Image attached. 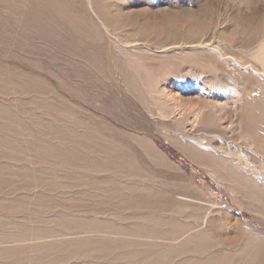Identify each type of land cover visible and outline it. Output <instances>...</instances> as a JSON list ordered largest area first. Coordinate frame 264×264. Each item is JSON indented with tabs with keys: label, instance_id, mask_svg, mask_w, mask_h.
<instances>
[{
	"label": "rangeland",
	"instance_id": "obj_1",
	"mask_svg": "<svg viewBox=\"0 0 264 264\" xmlns=\"http://www.w3.org/2000/svg\"><path fill=\"white\" fill-rule=\"evenodd\" d=\"M0 264H264V0H0Z\"/></svg>",
	"mask_w": 264,
	"mask_h": 264
},
{
	"label": "bare ground",
	"instance_id": "obj_2",
	"mask_svg": "<svg viewBox=\"0 0 264 264\" xmlns=\"http://www.w3.org/2000/svg\"><path fill=\"white\" fill-rule=\"evenodd\" d=\"M93 1V0H92ZM232 93V92H231ZM234 100V99H233ZM32 240V239H31Z\"/></svg>",
	"mask_w": 264,
	"mask_h": 264
}]
</instances>
